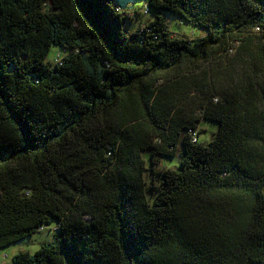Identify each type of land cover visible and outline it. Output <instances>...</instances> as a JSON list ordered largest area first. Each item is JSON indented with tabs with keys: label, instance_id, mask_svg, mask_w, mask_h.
Masks as SVG:
<instances>
[{
	"label": "trees",
	"instance_id": "1",
	"mask_svg": "<svg viewBox=\"0 0 264 264\" xmlns=\"http://www.w3.org/2000/svg\"><path fill=\"white\" fill-rule=\"evenodd\" d=\"M147 4L0 0V249L56 224L8 264H264V0Z\"/></svg>",
	"mask_w": 264,
	"mask_h": 264
},
{
	"label": "rangeland",
	"instance_id": "2",
	"mask_svg": "<svg viewBox=\"0 0 264 264\" xmlns=\"http://www.w3.org/2000/svg\"><path fill=\"white\" fill-rule=\"evenodd\" d=\"M148 0H116V3L124 10H128L133 13L130 17H133L132 25L130 29H134L138 25L142 26L145 23L149 22V20L153 19L155 16L154 11H150V13L145 14L143 13ZM135 14V12H139ZM167 18V23L169 29L172 33L177 34L179 36L189 37V38H196L206 34V31L200 28H196L189 23L183 21L178 16L169 13H163ZM58 53H64L63 49L59 46H52L50 49L46 60L52 63L55 62L56 56ZM201 128L206 129L207 131L203 132L200 135V141L206 142L211 139L213 128L210 124L203 121ZM179 155L174 158H163L162 165L166 166H175L179 165ZM56 224L53 223L50 227L46 228L43 231H40L34 234L32 237L25 238L14 244L6 247L5 249H0V264H8L12 261V258L22 250H28L31 254H33L42 243L51 241L54 238V232Z\"/></svg>",
	"mask_w": 264,
	"mask_h": 264
},
{
	"label": "built area",
	"instance_id": "3",
	"mask_svg": "<svg viewBox=\"0 0 264 264\" xmlns=\"http://www.w3.org/2000/svg\"><path fill=\"white\" fill-rule=\"evenodd\" d=\"M45 229H46V227H42V228H41V230H45Z\"/></svg>",
	"mask_w": 264,
	"mask_h": 264
}]
</instances>
